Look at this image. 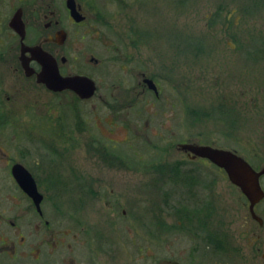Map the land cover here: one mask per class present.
Listing matches in <instances>:
<instances>
[{"label": "rangeland", "instance_id": "374dc122", "mask_svg": "<svg viewBox=\"0 0 264 264\" xmlns=\"http://www.w3.org/2000/svg\"><path fill=\"white\" fill-rule=\"evenodd\" d=\"M118 1L93 0L103 35H87L88 52L72 57L71 73L90 75L96 94H57L55 125L47 93L22 124L25 146L55 174L41 185L54 240L65 246L73 228L74 244L89 241L87 264H259L245 196L178 144L264 166V0ZM141 74L157 95L142 91ZM29 251L0 264H35Z\"/></svg>", "mask_w": 264, "mask_h": 264}, {"label": "flooded vegetation", "instance_id": "af4514ba", "mask_svg": "<svg viewBox=\"0 0 264 264\" xmlns=\"http://www.w3.org/2000/svg\"><path fill=\"white\" fill-rule=\"evenodd\" d=\"M92 3L93 0H0V254H10V251L17 254L22 247L29 246L35 264H78L76 258L79 264L89 262L85 254L89 241L82 238L79 244H74L73 228L67 233L70 242L65 246L61 247L62 243L54 240L55 232L44 208L47 195L41 185L44 181L55 183V174L48 167L42 168L39 160L36 162L35 149L25 146L22 124L30 110L39 114L38 109L46 102L42 96L47 93L51 95L50 120H54L55 125L61 120V116L55 117L56 95L71 94L80 99L70 89L51 90L43 82V58H49L62 77L79 74L92 78L84 73H71L72 57L83 56L88 46L91 47L86 36L103 35L96 25L104 20V15L95 11ZM88 61L94 66L99 64V59L92 55ZM141 77L142 91H152L144 82L147 77L143 74ZM96 92L97 86L93 96ZM67 122L68 119L61 128H66ZM19 166L28 170L43 194L40 208L19 184L15 172ZM262 178L264 175L260 176L264 191ZM246 204L249 216L259 225L252 242L258 244V251L260 243L264 246V236L261 240L260 234V228H264V197L254 205L259 221L250 215L247 199ZM44 234L50 235L49 241L43 239ZM92 249L93 259L95 256L94 261H98L99 250ZM62 254L67 257L60 258ZM259 264H264V252Z\"/></svg>", "mask_w": 264, "mask_h": 264}, {"label": "water", "instance_id": "95a60500", "mask_svg": "<svg viewBox=\"0 0 264 264\" xmlns=\"http://www.w3.org/2000/svg\"><path fill=\"white\" fill-rule=\"evenodd\" d=\"M43 64L45 71L43 72L42 80L51 90L61 91L70 89L80 99H88L93 96L96 85L92 78L79 74L62 77L47 57L43 58ZM144 82L155 95L158 94L157 86L152 79L145 78ZM178 149L186 152L190 159H206L216 167L222 169L227 175L229 182L236 186L248 200L250 215L259 221L258 216L254 213V205L264 197V191L260 186V176L264 175V166L256 169L235 151L207 144L179 143ZM15 172L21 187L27 194L32 196L40 208L43 194L39 192L31 174L23 166L16 168ZM18 174H21V176ZM168 264L181 263L172 260Z\"/></svg>", "mask_w": 264, "mask_h": 264}]
</instances>
